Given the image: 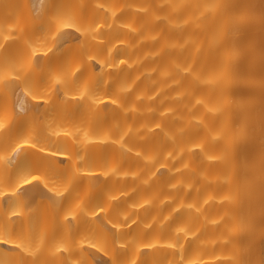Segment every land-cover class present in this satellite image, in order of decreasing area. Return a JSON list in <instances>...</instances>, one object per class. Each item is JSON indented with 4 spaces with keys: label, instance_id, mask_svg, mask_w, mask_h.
I'll return each mask as SVG.
<instances>
[{
    "label": "bare ground",
    "instance_id": "6f19581e",
    "mask_svg": "<svg viewBox=\"0 0 264 264\" xmlns=\"http://www.w3.org/2000/svg\"><path fill=\"white\" fill-rule=\"evenodd\" d=\"M194 2L0 0V264H264V56Z\"/></svg>",
    "mask_w": 264,
    "mask_h": 264
},
{
    "label": "rangeland",
    "instance_id": "374dc122",
    "mask_svg": "<svg viewBox=\"0 0 264 264\" xmlns=\"http://www.w3.org/2000/svg\"><path fill=\"white\" fill-rule=\"evenodd\" d=\"M193 1H195L194 2V4H196V2L198 3L197 4V6L195 7L196 9H201L202 8V6H204L205 7V5L206 4H208V5H206L207 7H203V9H211L212 11H213V14L215 13V11H218V9H219V12L218 13H221L222 14V11L224 10V12L226 11V7H229V6H231L228 10V12H227V14H226V16L225 17H222V18H219V20H215L214 22L215 23H212V19H211V21L209 22V23H206L208 20H206L205 21V16L203 17V18H201L200 16H199V19H202L204 22H202L203 23V25L202 26H197V31L195 30V32L193 33L196 37H200V36H202V32L203 31H205V30H209V31H215V32H220L219 34V36H222V37H226V35L228 34V36H229V33H231V35H232V37L233 38H236V35L237 34H241L242 36H244V38H243V43L244 44H247V43H249V42H252L253 44L255 43V45H257V47L259 48V51H256V52H260V54H258V57H260V59L259 58H257V56H256V58L254 57H251V58H253L252 60H253V62L254 63H256L257 64V62L259 61L260 62V60L263 58L262 57V55L264 56V8H260L261 6H263V2L261 1V0H259V1H257V2H262L261 3V5L260 6H258V5H256L255 6V4H259V3H257V2H254V0H253V2H251V3H254V6L256 7H252V6H250V8L252 9V8H255L254 9V11L255 10H258V11H260V9L262 10L261 12H260V23H258V22H255V23H257V25L255 26L254 25V28L252 29V26H249V24H248V15L250 14V12L248 13V10H247V7H245L244 5L242 6V4H239V5H241V6H239L238 5V3H237V5L238 6H236V8H233L232 7V5H233V2L234 1H232V0H203V3H202V1L200 2L199 0H193ZM204 1H205V3L206 4H204ZM242 2H244L243 0H242ZM199 3H202L201 5L199 4ZM246 3V2H245ZM204 4V5H203ZM247 4L249 5V3H248V1H247ZM199 5L201 6L200 8H199ZM251 5V4H250ZM195 6V5H194ZM215 6H217V7H215ZM215 7V8H214ZM259 7V8H258ZM213 8L215 9V10H213ZM218 8V9H217ZM222 9V10H221ZM250 9V10H251ZM211 10H208V13H209V11H211ZM249 10V11H250ZM197 11L198 10H196V12H195V15L196 16H198L199 14L200 15H202V12H204V14H205V10L204 11H202L201 10V12L200 11H198V12H200V13H197ZM221 11V12H220ZM252 11H253V9H252ZM256 12V11H255ZM212 13V12H211ZM252 13V12H251ZM258 14H259V12H258ZM257 14V15H258ZM263 14V15H262ZM208 15H210V14H208ZM218 15V14H217ZM213 16V15H212ZM218 16H220V15H218ZM254 16V15H253ZM263 17V18H262ZM207 18H208V16H207ZM209 18H211V17H209ZM218 18V17H217ZM233 18H238L239 20H241L240 21V23H238V25H233V26H235L234 28H231V30H226V27H227V25L229 24V22L233 19ZM250 19V18H249ZM252 19V18H251ZM210 20V19H209ZM253 22H254V20H252ZM253 22H251L252 24H253ZM212 23V24H211ZM251 24V25H252ZM258 24H259V26H258ZM260 25H262V26H260ZM231 27V26H230ZM230 29V28H229ZM263 31V32H262ZM252 33H253V36H255V33H256V36H259V37H254L253 39H252V37L251 38H249L251 35H252ZM231 38V37H230ZM237 39V38H236ZM236 39H233V40H235L236 41ZM252 39V40H251ZM232 42V41H231ZM251 43V44H252ZM250 44V43H249ZM252 44V45H253ZM259 44V45H258ZM263 46V47H262ZM252 47V46H251ZM254 47V46H253ZM263 48V49H262ZM254 49V51L257 49H255V48H253ZM258 50V49H257ZM253 51V53L255 54V52ZM263 53V54H262ZM253 54V55H254ZM250 55H252L251 54V52H250ZM262 57V58H261ZM250 59V58H249ZM262 61H263V59H262ZM258 62V66L260 67V65H261V62L259 63ZM264 62V61H263ZM264 64V63H263ZM257 65H255V66H257ZM262 66V68H263V65H261ZM252 68V67H251ZM248 70H249V68H247ZM264 69V68H263ZM252 70V69H251ZM253 70H254V68H253ZM252 70V71H253ZM255 70L257 71L258 70V67H255ZM252 71L251 72H249L250 74L249 75H251V80H252V77H254V76H256L257 75V73L256 72H253L252 73ZM260 71L261 72H259V73H261V76H263V79H264V73L262 72L263 70L262 69H260ZM243 72V71H242ZM246 69H245V71H244V74L246 75ZM258 72V71H257ZM248 73V72H247ZM263 73V74H262ZM253 74H256V75H254L253 76ZM241 76V75H240ZM240 76H239V78H240ZM244 77V76H243ZM258 77H259V74H258ZM247 78V77H246ZM256 77H254V79H255ZM259 79H261V77H259ZM259 79H257V80H259ZM262 79V80H263ZM244 80V79H243ZM250 81V80H249ZM253 81V80H252ZM245 82H247L248 84H249V82L248 81H245ZM254 82V81H253ZM251 83L250 82V84L252 85V84H255V82L254 83ZM263 82H264V80H263ZM263 82H261V80H260V83H257L256 82V87H257V85L258 84H261V85H258L259 86V88H260V86H262V85H264V83ZM263 87V86H262ZM261 87V88H262ZM258 88V87H257ZM260 88V89H261ZM260 89H257V91L259 92V93H261L263 90H260ZM261 92H260V91ZM263 93H264V91H263ZM263 93H261V95L263 94ZM256 94V95H255ZM254 95H251L250 97H248V96H246V97H248L249 99H253L254 100V96H256V97H258V96H261L260 94H258L257 92L255 93ZM258 94V95H257ZM261 97H263L264 98V96L262 95ZM260 97V98H261ZM248 98H245V99H243V100H246V99H248ZM259 98V97H258ZM257 99V98H256ZM262 99V98H261ZM261 99H259V100H261ZM248 101V100H247ZM258 101V100H257ZM256 101V103L258 104V102ZM263 101V100H262ZM249 102H250V100H249ZM251 102H252V100H251ZM250 102V103H251ZM255 103V102H254ZM256 103L254 104V105H256ZM259 105H261V104H259ZM259 105H257V106H259Z\"/></svg>",
    "mask_w": 264,
    "mask_h": 264
},
{
    "label": "snow or ice",
    "instance_id": "6c2138e0",
    "mask_svg": "<svg viewBox=\"0 0 264 264\" xmlns=\"http://www.w3.org/2000/svg\"><path fill=\"white\" fill-rule=\"evenodd\" d=\"M66 27H68L66 25ZM47 53H45L44 55H46ZM37 103H39V101H37ZM17 151H19V148H17ZM41 182V177L39 175H33L31 177V179H25L24 180V184L21 185V187H23L24 185H30V184H33V183H40ZM15 193H13L14 195ZM0 243H7V241H0ZM17 248H19V245L16 246Z\"/></svg>",
    "mask_w": 264,
    "mask_h": 264
}]
</instances>
